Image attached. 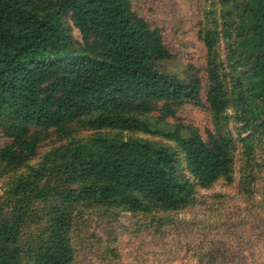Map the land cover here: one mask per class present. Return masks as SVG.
<instances>
[{
  "label": "trees",
  "instance_id": "trees-1",
  "mask_svg": "<svg viewBox=\"0 0 264 264\" xmlns=\"http://www.w3.org/2000/svg\"><path fill=\"white\" fill-rule=\"evenodd\" d=\"M220 5L225 35L236 39L230 87L215 28L201 32L204 83L191 65L179 74L163 67L172 54L162 32L130 0H0V164L26 168L0 195V264L25 255L33 264H73L71 231L83 206L176 210L194 203L197 188L232 179L228 108L245 129L264 133V0ZM204 84L206 139L183 124L159 126L155 110L173 118L183 103L201 106ZM76 127L95 134L77 139ZM107 129L165 141L99 132ZM54 133L66 142L29 165ZM27 225L39 229L30 250Z\"/></svg>",
  "mask_w": 264,
  "mask_h": 264
},
{
  "label": "rangeland",
  "instance_id": "rangeland-1",
  "mask_svg": "<svg viewBox=\"0 0 264 264\" xmlns=\"http://www.w3.org/2000/svg\"><path fill=\"white\" fill-rule=\"evenodd\" d=\"M130 1L133 11L161 30L164 44L172 54L163 67L179 74L191 65L199 71L204 83L205 49L201 32L215 28L219 33L215 46L217 60L222 78L230 87L231 68L236 64L231 52L236 39L225 35L219 18L220 0ZM70 28L73 36L80 39L78 31ZM205 88L204 84L201 106L183 103L173 118H163V112L155 110L154 119L159 120L160 127L165 123L183 124L206 139L212 119L205 105ZM237 114L232 107L226 111L227 128L235 139L230 181L220 179L209 188H197L194 203L176 210L132 213L99 206L81 207L76 211L71 231L73 264H264V133L245 129L244 123L237 121ZM76 128L77 139L95 134L93 130ZM99 132L165 141L150 134L109 129ZM6 142L0 132V148ZM64 142V137L51 134L40 142L29 165L39 163L44 154ZM25 169L14 172L0 164V195L12 177ZM38 230L34 225L22 229L27 250ZM20 264L33 263L25 255Z\"/></svg>",
  "mask_w": 264,
  "mask_h": 264
}]
</instances>
